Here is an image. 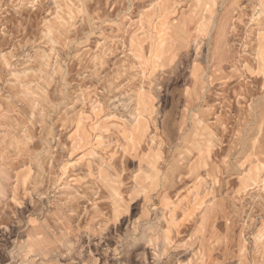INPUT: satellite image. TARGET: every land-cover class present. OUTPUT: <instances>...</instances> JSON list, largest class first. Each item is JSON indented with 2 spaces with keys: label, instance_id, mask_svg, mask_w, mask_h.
<instances>
[{
  "label": "rangeland",
  "instance_id": "1",
  "mask_svg": "<svg viewBox=\"0 0 264 264\" xmlns=\"http://www.w3.org/2000/svg\"><path fill=\"white\" fill-rule=\"evenodd\" d=\"M0 264H264V0H0Z\"/></svg>",
  "mask_w": 264,
  "mask_h": 264
},
{
  "label": "bare ground",
  "instance_id": "2",
  "mask_svg": "<svg viewBox=\"0 0 264 264\" xmlns=\"http://www.w3.org/2000/svg\"><path fill=\"white\" fill-rule=\"evenodd\" d=\"M141 102L145 103L146 99L144 97H141Z\"/></svg>",
  "mask_w": 264,
  "mask_h": 264
}]
</instances>
